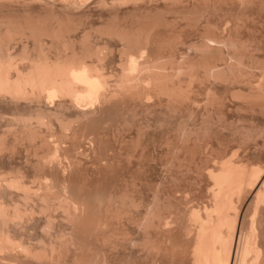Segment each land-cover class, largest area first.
Listing matches in <instances>:
<instances>
[{
	"label": "bare ground",
	"instance_id": "1",
	"mask_svg": "<svg viewBox=\"0 0 264 264\" xmlns=\"http://www.w3.org/2000/svg\"><path fill=\"white\" fill-rule=\"evenodd\" d=\"M5 1L20 2L24 5L21 8L25 11L32 4L38 5L41 11L44 9L46 13L53 8H58V12L61 10L62 13L64 10L84 5L86 7L87 3L109 5L111 8L128 4L136 9L142 5V10L145 9L144 6L152 7L157 3H162L166 8L172 5H183L185 8L187 5L188 9L192 8V11L188 10L190 12L188 16L194 18L190 17L188 20L186 13L181 14L185 16V19L184 16H181V19L185 20L184 23L189 21L188 26L191 28L197 27L199 17L202 19V16H206L205 8L212 11L217 4L232 5L234 14L232 13L230 17L232 24L226 20L223 26V28L227 26L229 30L226 31V35H231L232 32L231 40L226 36L229 43L225 42V39L228 40L225 37L220 39L225 30L219 34L218 28H222L217 26L219 21H216L217 27L210 21L211 25L212 23L214 25L213 31L209 21L206 22L205 19L204 21L211 27L203 25L205 22L201 21L199 22L202 24L201 28L197 27L200 30L192 28L197 30L196 34L201 37L198 38L200 42H197V38L194 39L196 43L190 40L192 45H188L189 39L188 41L186 39L187 42L184 39L187 34L184 37L178 35L173 37L171 34L170 38L169 36L164 38V34V40L157 41L163 39H157V34L161 37L162 27L166 28L164 25H167L166 22L164 24V20L160 22L163 18L162 16L159 18L160 15L157 13L158 16L152 15L154 13L150 16V13L147 15L144 11L145 14H142L145 16L137 14L135 20H129L130 23H125V26L106 25L100 31L109 34L115 40L117 50L115 65L114 68L111 67L109 74L104 71L102 65V49L96 50L86 43L84 30L80 31L81 40L75 49L59 38L62 35L57 32L56 25L62 20L52 17L53 15L51 19H44L42 16L43 19L28 20L29 17L28 19L23 17L24 21L21 20L19 23L0 20V104L7 105L5 106L9 107L7 109H13L12 113H9L10 118H7L9 117L7 115V119L3 117L5 114L0 113V160L10 153L14 154L17 149H23L27 161L24 160L31 164L30 169L33 168L34 171L30 173L29 179H26L28 176L25 178L18 173L20 170H17L18 172L15 170L18 174H14V171L13 174L0 171V264H138L141 258L145 260L144 264H264V136L260 128V132L253 128L255 133H252L247 127L245 129L242 125L238 126L240 121L245 119H248L249 123L255 119L264 121V116L259 115H264V67L256 70L257 67L253 66L255 70L253 68L249 72L250 68L247 69L246 65L247 63L252 65L256 61L252 62V59L256 57L251 58L247 55L249 56L247 58L245 53H251H249L252 51L251 43L247 49L245 46L248 44L244 45V40L239 41L243 34L240 29L243 30L244 27V30L247 28L248 31L250 24H257L256 20L264 13V0ZM209 6H212V9ZM202 7H205L204 10ZM193 8L197 11L202 9V12L198 11L201 15ZM196 12L199 17H195ZM260 23L258 26L263 28ZM252 26L249 31L252 32L254 29L256 31ZM229 28L232 29L231 32ZM210 30L214 36L217 33L215 38L220 40L214 39L209 33ZM261 31L263 32V29ZM258 33L259 30L256 35ZM194 36L197 37L195 34ZM261 36L260 39L263 38ZM191 47L195 51L192 52L193 55L194 53L201 55L200 61L195 54L200 62L187 63L184 60V63L183 57L178 53L176 54L180 57H177V60L180 58L181 60L175 59L173 55L175 51L180 49L191 51L189 50ZM221 47L225 48L226 52L232 49V55L225 52L228 58L232 56V63L231 59L227 60L229 63L226 61L231 65H227L226 69L232 67L231 80L226 79V75L222 76L221 70L216 66L217 63L210 62L214 59L211 58L214 50L219 51ZM255 47L253 49L256 50L261 46ZM160 50L168 53L164 55L166 58L160 57L163 56ZM182 50L180 52L184 53ZM208 53L212 55L209 56ZM169 54L173 55L174 60L172 57L169 58ZM204 54H208L209 63ZM243 55L252 61L247 60L244 64ZM202 56L206 62L202 60ZM221 60L224 61L222 66L225 68V58ZM241 66L246 68L248 73L242 71ZM221 69L223 70L222 67ZM253 70L257 73L256 76L252 73ZM224 79L225 83L222 82ZM213 82L214 85L216 82L225 85L232 82V91L227 90L232 99H228L238 106V110L259 115L236 116L234 122L237 126L233 129L229 127L232 126L231 120V125L230 123L228 125L231 128L228 131L230 142L226 144L225 140L224 145L221 141V145L216 143L218 149H215L212 143L203 142L207 141L203 140L204 132L207 130L203 129L204 126L210 121H217L219 125L221 119H224L217 113L216 116H209L219 107L217 103L220 105L224 100V97L223 100L221 96L217 97L219 89L215 90ZM228 94L226 96L229 97ZM21 101L23 104L20 106L18 103ZM196 108L198 109L195 110ZM199 109H203L200 114L205 112L206 116L199 115L198 118L190 114ZM155 113L161 115V119L167 117L165 119L168 122L175 124L172 132H169L172 134L162 141L163 148L160 146L164 149L161 152L163 157L158 154L162 157L158 159L165 169L162 170L166 171L170 181L167 183L173 187L172 190L169 188L168 192L174 200L173 204L168 201L171 198L167 199V203L162 199L163 202H160V197L156 194L159 190L157 188L154 193L151 192L152 198L148 201L146 199L145 202L141 199L143 197H139L142 194L139 192L138 196L134 188L138 183L137 171L150 167L156 157L148 155L146 150L149 143L145 145V141L141 142L145 130L141 126L144 121L140 123L142 119L140 121L139 119L153 116ZM183 113H187L185 114L187 116ZM117 116L121 118L119 119L124 126L118 122L120 120H117ZM127 116L131 117L130 121L139 122H134L137 128L133 134L126 136L121 135L123 130L132 126H129L132 122H127ZM194 117L197 118L195 124ZM112 121L113 124L116 122V125L120 124L118 127H122V130H118L121 133L118 132V127L115 129ZM145 121L150 122L148 119ZM102 124L109 127L101 134L98 128ZM106 131L113 133L110 138L113 142L107 140L109 137L104 134ZM202 134L204 137H199ZM202 144L206 145L204 151L199 148L203 147ZM185 159L193 160V164L195 163L191 177L195 178L193 182L197 184L196 187L202 185L204 187V191L199 190L201 187L196 190L200 191L198 195L191 189L187 190L179 181L180 176H183L180 169L188 164ZM183 161L187 162L184 166ZM118 166L123 168L120 174L121 181L115 184L112 179L110 181L108 175L109 184L106 183V179L103 178H107L105 177L107 174H114ZM189 166L188 164L187 167ZM88 167H91L95 174H101L95 182L101 179L106 186L96 187V183L91 186L94 182L92 179L89 180L90 178L88 180L92 183L84 178L72 179L75 172L77 175V172L81 173ZM187 167L186 169H189ZM159 168L161 170V167ZM142 172L141 170V174ZM147 173L149 175V172ZM177 179L179 184L176 182ZM162 180L163 184L165 181ZM109 181L112 182L111 185ZM146 187L148 188V185ZM148 193L150 195L149 191ZM131 253L136 260L129 257Z\"/></svg>",
	"mask_w": 264,
	"mask_h": 264
},
{
	"label": "rangeland",
	"instance_id": "2",
	"mask_svg": "<svg viewBox=\"0 0 264 264\" xmlns=\"http://www.w3.org/2000/svg\"><path fill=\"white\" fill-rule=\"evenodd\" d=\"M18 3V4H17ZM20 4V5H19ZM21 4L22 3H20V2H16L15 3V1H11V2H9V1H3V0H1L0 1V20L2 19V20H10L11 22H13V23H19V22H22V21H24L23 20V17H24V19L25 18H27V17H29V19L28 20H30V19H43L42 18V16L44 17V19H51L50 17L52 16V17H54V18H57V19H61L62 21L61 22H59L57 25H56V30H57V32L59 33V34H61L62 35V37H59V38H61V39H63L68 45H70V46H72L73 48H77L78 47V42L81 40V30H84L85 31V35H86V43L87 44H90L92 47H94L96 50H99V49H102V65H103V67H104V71L107 73V74H109L110 73V71L112 70V68H114V65H115V60H116V57H117V50H116V48H115V44H116V42H115V40L113 39V38H111L110 37V35L109 34H106L105 32L104 33H102L100 30L103 28V27H105L106 25H110V26H112L113 27V25H122V26H125L124 24L126 23L127 24V22H128V24L130 23L129 22V20L130 21H133V20H135L134 18H136V16H137V14H139V16H141V14L142 13H144V11H145V13H147V15H148V13H150L149 15L150 16H152V15H154V16H156L157 14H159L160 16H158L159 18L161 17V18H163L162 20H160V22L161 21H163L164 22V24H165V22H166V24L167 25H164V26H166V28H163L162 27V30L163 29H165V30H161V32H162V34H161V37H160V35H159V37H158V34H157V39L158 38H163L164 36V38H168V36H169V38L171 37V34H172V36L173 37H176V35H178V37H184V35L186 36V34L188 35V36H186V38L184 37V39H185V41H186V39H187V41H188V39H189V44L188 45H192V44H190V43H192L190 40H194V39H196L197 40V42H200V41H198L200 38H199V36H198V34H196V33H198V32H196L197 30H200V29H198L199 27L198 26H200V28H201V23H203V22H205L204 21V19L206 20V22H208L209 21V23H210V25H211V22H213L214 23V25L215 24H217L216 23V21L218 22V24H217V26L219 25L220 27L222 26V28H223V26H225L224 24H225V22H226V20H228V22L230 21V23L232 22L231 20V16L234 14V11H233V6L232 5H228V4H223V5H220V4H217V6L214 8V10L212 9V11L209 9V8H207V9H209V10H206V8H205V11H207V13H206V16H202V19L197 15V12L198 11H201L202 9L204 10V8L202 7V9H198V11H197V9L196 8H193V9H196V15H195V17L196 16H198L199 17V19H200V21H198V25H197V27H195L197 30H194L195 28L194 27H192V28H194V29H192L191 27H190V25L188 26V22L186 21V23H187V25H184V24H186V23H184L185 22V16L184 15H181V14H186V13H188L186 16H188L189 15V11H192V8H187V5H186V9L183 7V5H176V6H170V7H164L163 5H162V3H157V4H154V5H152V7H151V5H149V6H147L148 7V10L146 11V6H144V10H142L143 9V6L141 5V8H140V6L139 7H137V9L139 10H137L136 8H133L132 6H130V5H128V4H124V5H122V7H118V8H111L109 5H98V4H92V5H90V4H88L87 3V5H88V7H87V5H86V7H85V5L82 7H78V8H74V9H72V10H68V11H63L62 13L60 12L61 10H59V12H58V8L56 9V8H53L52 10H50V11H48L47 10V13H46V10L44 11V9H42V11H41V7H39L38 5H34V4H32L30 7L28 6L27 7V13H26V11L25 10H23V8H21V7H23L24 5L22 4V6H21ZM90 5V6H89ZM126 5H127V7H126ZM139 5V4H138ZM220 5V6H219ZM228 5V6H227ZM39 8H38V7ZM156 6V7H155ZM179 8H178V7ZM218 6H219V8H218ZM150 7V8H149ZM155 7V8H154ZM183 7V8H182ZM188 7H190V6H188ZM221 7V8H220ZM226 8V10H225V8ZM26 7H24V9H25ZM31 8V9H30ZM128 8V9H127ZM130 8H132V9H130ZM153 8V9H152ZM173 8V9H172ZM199 8V7H198ZM233 8V9H232ZM135 9V10H134ZM152 9V10H151ZM159 9V10H158ZM160 9L161 10H163V11H160ZM171 9V10H170ZM181 9H183V10H181ZM29 10V11H28ZM143 12H142V11ZM154 10V11H153ZM189 10V11H188ZM202 10V11H203ZM233 11V12H229V11ZM52 11H54L53 12V14H52ZM150 11V12H149ZM171 11V12H170ZM173 11V12H172ZM177 11H179V12H177ZM182 11V12H181ZM186 11V12H185ZM201 11V12H202ZM204 11V12H205ZM43 12H45L46 13V15H45V13H43ZM65 12V13H64ZM161 12V13H160ZM166 12V13H165ZM170 12V13H169ZM177 12V14L175 15V13ZM184 12V13H183ZM194 12H195V10H194ZM201 12L199 13L198 12V14H200L201 15ZM213 12V13H212ZM50 13V14H49ZM141 13V14H140ZM144 13V14H145ZM151 13H154V14H152L151 15ZM157 13V14H156ZM209 13V14H208ZM233 13V14H232ZM24 14H26L25 16H24ZM49 14V16H47ZM144 14H142V17L143 16H145ZM156 14V15H155ZM179 14V15H178ZM263 14L264 13H261L260 14V18H258V19H260L261 20V23H260V20H258L257 18V20H256V22H257V24L256 23H254V24H250V26L248 27L249 29H248V31H246L247 30V28H246V30H244L245 28L243 27V30L242 29H240V31H242L241 33H246V34H242L241 35V33H240V31H238V33L242 36V38H240V40L239 41H241V40H244L245 42V44L244 45H246V43L248 44V46L246 45L245 47L248 49V47H249V45H250V43H251V46H250V48H251V50L252 51H249V53L250 54H248V52L247 53H245V55L247 56V55H249L251 58H253V57H256V58H253L252 60H251V58L250 59H247V58H249V56H247V58H244V55H243V57H242V59L244 58L245 60H244V64H245V61H247V62H249V61H252V62H254L255 60V62L254 63H256V65L257 64H259V66L261 67V68H258L259 66L257 65H255L254 63L252 64V65H250L249 63H247V69L248 68H250L249 69V72H250V70L251 69H253L254 67L253 66H255V67H257V69L256 70H258V69H262V67H264V35H263V33H264V19L262 20V18H263ZM46 16V18H45V16ZM56 15V16H55ZM190 15H192V12H191V14ZM193 15H194V13H193ZM205 15V14H204ZM175 16H177V17H175ZM179 16V17H178ZM181 16L184 18H182L181 19ZM48 17V18H47ZM141 17V18H142ZM177 19H175V18ZM191 18H194V16L192 17V16H190ZM189 16L187 17L188 18V20H189V18H190ZM197 17V18H198ZM140 17H137V19H139ZM140 18V19H141ZM165 18V19H164ZM171 18H172V20H171ZM187 18H186V20H187ZM168 19V20H167ZM231 19V20H230ZM22 20V21H21ZM32 20V21H33ZM167 20V21H166ZM171 21V23H170V21ZM174 20H175V22H174ZM178 20H181L180 22L178 21ZM169 21V22H168ZM202 21V22H201ZM211 21V22H210ZM223 21V22H222ZM259 21V22H258ZM6 22H8V21H6ZM11 22H9V23H11ZM178 22V23H177ZM199 22H201V23H199ZM203 23V25L205 24H207V26L209 25V23ZM184 23V24H183ZM213 23H212V25H213ZM220 23V24H219ZM261 24V26H263V28L262 27H260V26H258V24ZM262 23H263V25H262ZM180 24H182V25H180ZM201 24V25H200ZM229 24V23H228ZM232 24V23H231ZM230 24V25H231ZM256 24V25H255ZM184 25V26H183ZM209 25V26H210ZM211 25V26H212ZM213 25V26H214ZM253 25V26H252ZM210 26V27H211ZM213 26H212V31L214 30V28H213ZM216 26V25H215ZM216 26V27H217ZM232 26V25H231ZM251 26L254 28H256V31H255V29H254V31H249L250 30V28H251ZM182 27H183V29H182ZM190 28V30L192 31H190L189 30V28ZM202 27H204V26H202ZM206 27V26H205ZM208 28V29H211V28ZM227 27V26H226ZM218 28V30H219V34L221 33V31L222 32H224L223 30H225V33H222V36H221V40H222V38H227L228 39V37H229V39L231 38L232 39V29H230V28H232V27H230L229 29H230V32H231V35L229 36L228 34L226 35V31H229L227 28ZM170 30H169V29ZM184 28H186V29H184ZM253 28H252V30H253ZM259 30V33L256 35V33H257V31ZM261 29H263V32L261 31ZM181 30V31H180ZM216 30V29H215ZM168 33H167V32ZM211 31V30H210ZM209 31V33L210 34H212L213 32L211 31L210 32ZM243 31H246V32H243ZM215 32H218V31H215ZM230 32H228V33H230ZM248 32H251V33H248ZM253 32H255L254 34H253ZM180 33H182V34H180ZM184 33V34H183ZM189 33V34H188ZM250 34V35H248V34ZM160 34V33H159ZM165 34V35H164ZM169 34V35H168ZM173 34H175V35H173ZM180 34V35H179ZM194 34L195 35H197V37L196 36H194ZM216 35H217V33H215ZM234 34V33H233ZM238 34V35H239ZM251 34H252V37H251ZM261 34L263 35V36H261ZM164 35V36H163ZM215 35V36H216ZM190 36V37H189ZM192 36H194V37H192ZM211 36V35H210ZM212 36H214V34H212ZM211 36V37H212ZM215 36H214V39H216V40H220V39H218L217 37L215 38ZM226 36H228V37H226ZM260 36L261 37H263V38H261L260 39ZM177 37V38H178ZM188 37V38H187ZM238 37V36H237ZM240 37V36H239ZM258 37V38H257ZM164 38L162 39V40H157V41H163L164 40ZM193 38V39H192ZM199 38V39H198ZM229 39L228 40H226L225 39V42L226 41H228V43H229ZM230 39V40H231ZM251 39H252V41H251ZM255 39V40H254ZM166 40V39H165ZM196 40H194V42L196 43ZM156 41V42H157ZM186 41V42H187ZM224 41V40H223ZM251 41V42H250ZM158 42V43H159ZM231 42V41H230ZM243 42V41H242ZM241 42V43H242ZM227 43V42H226ZM232 44V43H231ZM257 44V45H256ZM252 45H254V47L255 46H257V47H255V48H259L258 46H261L259 49H253L254 47L252 46ZM188 47V46H187ZM253 47V48H252ZM186 48V47H185ZM222 48V49H221ZM220 48V50L219 51H221V53H219V51H216V50H214V53H212L211 51H207V52H211L212 54H210V53H208L209 54V56H211V58L213 59H215V61H214V59H213V61L211 60L210 62L211 63H213V64H216V66L218 67V69H220L221 70V74H222V76L223 75H226L225 77H226V79H230L231 80V77H232V70H231V68L232 67H228L229 68V70H231L230 71V73H229V70L228 69H226L227 68V65H230V64H227V63H229L227 60H230L231 61V63H232V49L229 51L230 52V54H229V56H231L230 58H228L226 55H225V52H226V49L224 50L223 49V47H221ZM16 49V48H15ZM182 49H180V51H181ZM189 50H191V51H188L187 49H186V51L183 49L182 51H184V53H181L180 51H178L177 50V52L175 51H173L175 54H173V52H172V54L173 55H175L174 57H175V59L177 60L180 56H182L183 57V61L182 62H184V60H185V62L187 61V63H193V62H198L199 60L197 59V57H199V59H200V61H201V58H200V56H198V54L197 53H194V55H193V53L192 52H195L194 50H192V47L189 49ZM212 50V51H213ZM218 50V49H217ZM250 50V49H249ZM11 51H15V50H11ZM206 52V53H207ZM216 52V53H215ZM228 52V51H227ZM226 52V53H227ZM228 52V53H229ZM254 52V53H253ZM167 52L166 51H164L163 52V50L161 51L160 50V54H162L163 56H160V57H163V58H166V57H164V55L166 54ZM176 53H178V54H180V56L178 55V54H176ZM187 53V54H186ZM191 53V54H190ZM219 53V54H218ZM168 54V53H167ZM171 54V55H172ZM183 54V55H182ZM195 54L197 55V57L195 56ZM208 54L206 55V54H204L205 55V58H206V60L208 59L207 58V56H208ZM217 56H216V55ZM240 54V53H239ZM237 55L238 57H240V55ZM252 54H255V55H253L252 56ZM173 55L172 56H170V54H169V58H171L172 57V59L174 60V58H173ZM219 55V56H218ZM221 55V56H220ZM223 55H225V56H223ZM167 56V55H166ZM225 58V68L223 67L224 66V61H222L221 59H223L224 60V58ZM245 56V57H246ZM168 57V56H167ZM178 57V58H177ZM219 57H222V58H219V60H218V58ZM226 57L228 58V59H226ZM193 58V59H192ZM194 58H196V60L194 59ZM204 57L202 56V60L203 61H205L206 62V60H204L203 59ZM210 58V57H209ZM168 59V58H167ZM236 59H237V57H236ZM239 59V58H238ZM180 60H181V58H180ZM180 60H177V61H180ZM218 60V61H217ZM167 61H169V60H167ZM177 61H173V62H177ZM189 61V62H188ZM191 61H193V62H191ZM199 61V62H200ZM220 61H222L220 64L218 63V62H220ZM226 61H227V63H226ZM172 62V63H173ZM184 62V63H185ZM207 62L209 63V61L207 60ZM252 62H250V63H252ZM242 63H243V61H242ZM263 63V64H262ZM180 64H182V63H180ZM249 64V65H248ZM223 65V66H222ZM261 65H263V66H261ZM219 66H221L222 68H223V70H225V71H227V72H225V71H223L222 69H221V67L219 68ZM231 66V65H230ZM244 67H245V65H243ZM251 66V67H250ZM112 67V68H111ZM242 68V66H241V68H239L238 70H242V71H246L247 73H248V70L246 69V68ZM244 69V70H243ZM240 70V71H241ZM254 70H255V68H254ZM253 70V74H255V76L257 75V73L255 72ZM11 72V71H10ZM220 72V71H219ZM243 72V73H244ZM245 72V73H246ZM223 73H225V74H223ZM242 73V72H241ZM242 73V74H243ZM230 75V76H229ZM229 76V77H228ZM224 77V78H225ZM228 77V78H227ZM230 80H226V82H229ZM219 81H221V80H218V82ZM224 81V82H223ZM222 82L223 83H225V79L224 80H222ZM222 82H220V83H222ZM222 83V84H223ZM213 84V86H215V90H217V89H219L217 92H219V93H217V97H220V98H222L221 100H223V97H224V102L223 101H221L220 100V98L218 99V101L220 100L221 101V103L224 105H222L221 103H220V105H219V103H217V105L220 107H218L217 108V105H216V108H217V112L215 111V112H213V114L211 113V115H209V116H216L217 114H218V116H222V117H224V119L222 118H220L222 121L221 122H219V125H218V123H216L217 121H215L214 120V118L212 119V120H214L215 122H208L209 124V126L208 125H205L204 126V128L203 129H207L206 130V132H204V136H203V134H202V136H200L199 135V137H204L203 138V140H207V141H203V142H208L209 144L210 143H212L211 145H213V147L215 148V149H218V145L217 144H220V141H221V143L223 144L224 142H225V140H226V144L227 143H229L230 142V138L231 137H229V135H228V131H229V129H231V128H229V127H232V129H233V127L235 128L237 125H235V122L234 121H236V116H259V115H261V116H264L263 114H259L258 115V113H252V115L248 112H246L245 113V111H243L242 109H240V110H242V111H240V110H238L237 109V107L235 106V103L232 101H230L231 99H230V94H228V93H230V92H227V90L228 91H232V82H230V88H228L229 87V85L228 84H217V82H216V84L214 85V82L212 83ZM195 85H196V83H195ZM218 85V86H217ZM220 85H222V86H224V87H222V86H220ZM228 85V86H227ZM199 86V85H198ZM214 88V87H213ZM226 88V89H225ZM224 89H225V91H224ZM223 90V91H222ZM224 92H226V93H224ZM223 93H224V96H223ZM229 95V97L228 96H226V95ZM215 96H216V92H215ZM226 96V97H225ZM228 99V100H226V99ZM228 101H229V103H228ZM23 104V102L21 101V102H19L18 103V105H22ZM232 103H234V105L232 106ZM227 104V105H226ZM229 104V105H228ZM3 106H4V104H3ZM2 106V104H0V113H2V114H5L6 116H3V117H5L4 119H7V118H10V116H9V113L11 112L12 113V111H13V109H7V108H9V107H6L5 108V106H7V105H5L4 107ZM236 107V108H235ZM21 108V107H20ZM236 110V111H238V112H236V111H234V109ZM7 109V110H6ZM198 108H196L195 110H197ZM226 109V110H225ZM230 109V110H229ZM202 110L203 109H199V111H193V112H195V113H190L191 115L192 114H194L193 116H203V115H205V112L201 115L200 113H202ZM201 111V112H200ZM6 112L8 113V114H6ZM189 112H191V111H189ZM189 112H187V113H189ZM10 113V114H11ZM187 113H185V114H187ZM217 113V114H216ZM241 113H244V114H241ZM157 113H155L153 116H146L144 119L143 118H140L139 119V117H138V119H139V121H140V123L141 122H143L142 123V127H144V132H143V141L141 140V142H144L145 141V145H147V143H149L148 145V147H147V150L146 151H148L147 153H148V155L149 156H156V157H154V164L152 163L151 165H150V167H148V168H145V169H140V171H137L138 173H137V178H138V180L136 179V181H138V183H139V185H138V183L135 185V186H137V187H134L135 188V191L136 192H138V196H139V192H140V195L141 196H139V197H143V198H141V199H143V201H145V202H147L148 200H150L151 198H152V195L151 194H153L157 189H159V190H157V192H156V194L157 195H159V197H160V202H163L162 200H164L166 203H167V199H170L171 197L169 196V194H168V192H170V189L172 190V188L173 187H170V186H172V184H169L170 183V181H168L169 179L167 178V176H166V171H164L165 169L160 165V160H158L159 158H161L162 159V157H163V153H161L162 152V150H164V149H162L163 147L161 146L162 145V141L165 139V137H168L169 135H171L172 133H169V132H172V129H173V127H174V123H171L170 121L168 122L167 121V119H165V118H167V117H165L164 119H161L162 118V116L160 115L159 116V114H157ZM184 113H183V115L184 116H187V115H185ZM216 114V115H215ZM257 114V115H256ZM1 115V114H0ZM7 115L9 116V117H7ZM157 117H156V116ZM158 116H159V118H158ZM175 116H180V115H175ZM206 116V115H205ZM208 116V115H207ZM7 117V118H6ZM113 117V116H112ZM141 117V116H140ZM151 117V118H150ZM115 118V117H114ZM117 120H120L121 118L120 117H118L117 116ZM120 118V119H119ZM122 118H124V117H122ZM126 118H128V120H127V122L129 121V123L130 122H132L131 124H129V126H131V128L130 127H128V128H125L126 130H123V133L121 134V135H132L133 134V132L135 131V129L137 128V126H135V125H137V124H135V123H138L139 121H138V119L136 120V121H138V122H135V121H130L129 119L131 118V117H126ZM148 119V121H150L149 123H146L147 121H145V120H147ZM195 119V121H194V124H195V122H196V120H197V118L196 117H194ZM199 118V117H198ZM112 119V118H111ZM116 119V118H115ZM115 119H113V121H115ZM154 119H157V120H154ZM235 119V120H234ZM123 120V119H122ZM154 120V121H153ZM169 120V119H168ZM225 120V121H224ZM231 120H232V126H229L228 127V125H229V123L231 122ZM247 120V121H246ZM113 121H112V125L115 127V129L118 127V125H120V124H122L123 122L120 120V121H118L119 123H118V125H116V123L115 124H113ZM156 121V122H155ZM158 121H160V123H158L157 124V122ZM164 121H166V122H164ZM243 121H244V123H243ZM243 121H240V123H239V125L238 126H243L245 129H247L248 128V130H250V132H254L255 133V129H256V131L258 132H260V130H262L261 132H263V136H264V121H263V119H255L254 121H252V123L250 122L249 123V120L248 119H245V120H243ZM135 122V123H134ZM152 122H153V124H152ZM163 122V123H162ZM199 119H198V121H197V125H199ZM224 122H225V125H223L224 124ZM110 123H111V121H110ZM134 123V124H133ZM145 123L147 124V125H145ZM171 123V124H170ZM190 123V122H189ZM214 123V124H213ZM256 123V124H255ZM191 124V123H190ZM190 124H189V126H190ZM210 124H211V126H210ZM100 125V124H99ZM106 125V124H105ZM108 125H109V123H108ZM123 125V124H122ZM126 125H127V123H126ZM133 125H134V127H133ZM145 125V126H144ZM162 125V126H161ZM197 125L195 126V127H197ZM213 125H215V126H213ZM230 125H231V123H230ZM246 125V126H245ZM251 127V128H249V126ZM255 125V126H254ZM111 126V125H110ZM124 126V125H123ZM155 126V127H154ZM158 126L160 127V128H158ZM191 126H194V125H192L191 124ZM191 126H190V128H191ZM218 126V127H217ZM109 126H107V127H104V125L102 124V126L100 127V128H98V130H100L101 131V134H102V132H104V129H106V130H108L107 128H108ZM113 127V128H114ZM126 127V126H125ZM146 127V128H145ZM162 127V128H161ZM208 127V128H207ZM224 127V128H223ZM227 127H228V130H226L227 129ZM247 127V128H246ZM111 128H112V126H111ZM111 128L109 129L110 130V132L112 131L111 130ZM194 128V127H193ZM198 128V127H197ZM217 128V129H216ZM221 128H223V130L221 129ZM243 128V129H244ZM253 128H254V130H253ZM259 128H260V130H259ZM88 129V128H87ZM122 130V127L121 128H117V130ZM127 129H129V130H127ZM216 129V130H215ZM219 129V130H218ZM119 130H118V132H119ZM191 130H193L192 128H191ZM225 130V131H224ZM247 130V131H248ZM113 131H115L114 129H113ZM124 131L127 133V134H125L124 133ZM167 131V133L165 134V132ZM219 131V132H218ZM227 131V132H226ZM233 131V130H232ZM109 131H106L104 134H106L107 135V137H109V138H107L106 136H103V135H101V137H106L107 138V140H109V141H111L112 139H110L111 138V136H112V134L109 132ZM194 132V131H193ZM202 132V133H203ZM119 133H121V131L119 132ZM163 133V134H162ZM110 134V135H109ZM109 135V136H108ZM117 135H118V133H117ZM162 135H164V136H162ZM166 135V136H165ZM216 135H217V137H216ZM161 136V137H160ZM212 136V137H211ZM226 136V137H225ZM125 137V136H124ZM211 137V138H210ZM160 138V139H159ZM211 140H210V139ZM224 138V139H223ZM162 139V140H161ZM160 140V141H159ZM202 140V139H201ZM217 140V141H216ZM147 141V142H146ZM229 141V142H228ZM111 142H113V141H111ZM110 142V144L112 145V146H114L113 145V143H111ZM202 142V141H201ZM219 142V143H218ZM159 143V144H158ZM208 143H205V144H208ZM214 143V144H213ZM217 143V144H216ZM152 144V145H151ZM155 145V146H154ZM158 145V146H157ZM203 145V144H202ZM221 145V144H220ZM224 145V144H223ZM151 146V147H150ZM158 148H157V147ZM162 148H161V147ZM218 146V147H217ZM156 147V148H155ZM160 147V148H159ZM205 147H206V145L204 146L203 145V147H199V148H202L203 149V151H204V149H205ZM150 149V150H149ZM152 149H153V151H152ZM159 149V150H158ZM202 149H201V151H202ZM151 151V152H150ZM158 151V152H157ZM159 151H160V153H159ZM153 152H155V153H153ZM150 153V154H149ZM25 152H23V149H17L16 151H14V154L13 153H10L9 155H6L7 156V158H6V156L5 157H3V158H1L2 160H0V171H2V172H6V173H10V174H13L12 173V171H14V174L16 173V172H18L19 170L21 171H19L18 173H20L22 176L24 175L25 176V178L26 179H29L30 178V175L34 172L33 171V168H31L30 169V165L31 164H29V163H27L26 161H27V159H25ZM158 154H159V156H162V157H159L158 156ZM202 154V153H201ZM11 155V156H10ZM12 156H14L13 158H12ZM18 158V160H20V161H18L17 160V158ZM198 157V156H197ZM21 158V159H20ZM155 158H157V159H155ZM9 159V160H8ZM26 161H25V160ZM187 162H188V164L190 165L189 167H187V165L188 164H186L187 162L186 161H183V166L181 165V167H183V169L181 168L180 170H182L183 172H181V171H179V172H181L182 174H183V176H184V174H185V176L183 177H181L180 175H179V173L177 174V178H179L178 177V175L180 176V182H181V184L183 185V187H185L187 190H192L193 191V193H195L196 192V194L198 195L199 193H200V191L199 190H203L204 189V187H203V185L202 186H197L196 187V185L197 184H195V182H193L194 180H195V178L193 179V177H191V176H193L192 175V173H193V170H194V166H195V163L193 164V160L192 161H190V160H188V159H185ZM4 161V162H3ZM9 161V162H8ZM13 161V162H12ZM23 161V162H22ZM189 162H191V163H189ZM14 163V164H13ZM25 163H26V165H25ZM192 164V165H191ZM3 165V166H2ZM8 165H9V167H8ZM15 165V166H14ZM160 165V166H159ZM9 169H8V168ZM16 169H15V168ZM117 167V166H116ZM152 167V169H150ZM159 167H161V170H160V168ZM186 167L187 168H189V169H186ZM6 168V169H5ZM27 168H29V169H27ZM158 168V169H157ZM122 169L123 168H120L119 166H118V168H116V170H115V168H114V170L116 171H114L115 173L114 174H107L105 177H107L108 175H109V177H110V181H111V179H112V182L113 181H115L116 183L115 184H118L121 180H120V174H121V171H122ZM162 169H164V170H162ZM189 170V171H186V170ZM6 170V171H5ZM15 170H16V172H15ZM18 170V171H17ZM141 170L143 171L142 173L143 174H141ZM192 170V171H191ZM126 171V170H125ZM184 171H186V173L184 172ZM87 172V173H86ZM90 172V173H89ZM124 172V171H123ZM145 172V173H144ZM147 172H149V175H148V173ZM160 172V173H159ZM163 172H165L164 173V175L162 174ZM18 173H16V174H18ZM31 173V174H30ZM140 173V174H139ZM27 174V175H26ZM75 175L73 176L72 175V179H74V178H76V179H81V178H84V179H87V181L88 182H91L92 183V181L94 182V183H92V185L91 186H93V185H95V183H96V187L98 186V187H103V185L104 186H106V183H108L107 182V180H109V178L107 177V178H103V179H106V183L105 182H101V179L100 180H98L99 181V183H98V181H96L95 182V180L96 179H99V176L101 175H97V174H95L93 171H92V169H91V167H88V169L86 168V170L84 171V170H82V172L80 173V172H77V175H76V172L74 173ZM84 174V175H83ZM86 174H88V175H86ZM117 174H118V176H117ZM124 174V173H123ZM90 175H92V176H90ZM93 175H95V177L93 176ZM116 175V176H115ZM148 175V176H147ZM78 176V177H77ZM81 176V177H80ZM87 176V177H86ZM97 176V177H96ZM140 176V177H139ZM145 176H146V178H145ZM166 179H164L163 177ZM102 177V176H101ZM100 177V178H101ZM143 177V178H142ZM186 177V178H185ZM191 177V178H190ZM90 178V179H89ZM162 178L164 179V181L162 180ZM183 180H182V179ZM91 180L92 179V181H89V180ZM119 179V180H118ZM144 179H146L145 180V182L147 181V180H149V182L147 181V183L146 184H144L145 182H143V180ZM157 179V180H156ZM193 179V180H192ZM160 180V181H159ZM161 180L164 182L163 184H162V182H161ZM182 180V181H181ZM103 181V180H102ZM109 181V182H110ZM141 181V182H140ZM167 181L169 182V183H167ZM185 181V182H184ZM112 182H110V185H111V183ZM157 182H159L160 183V186H158L159 185V183H157ZM177 184H179V182H178V179H177ZM175 182V183H176ZM182 182H184V183H182ZM167 183V185H165ZM194 183V184H193ZM101 184V185H100ZM109 184V183H108ZM181 184L179 185V186H181ZM113 185H114V183H113ZM144 185V186H143ZM148 185V188L146 187ZM151 185H153L152 187H151ZM156 187H155V186ZM164 185V186H163ZM195 185V187H193ZM167 187V189H165L166 187ZM174 186V185H173ZM101 187V188H102ZM199 187H201L200 189H199ZM136 188H138V189H136ZM141 188H143V189H141ZM144 188H145V192H143L144 191ZM149 188H150V190H149ZM155 188H157V189H155ZM170 188V189H169ZM146 189H148V190H146ZM169 189V190H168ZM197 189H199L198 191H196ZM155 190V191H154ZM148 191L150 192V195H148L149 193H148ZM159 191V192H158ZM167 193H166V192ZM192 191H190L191 193H192ZM195 191V192H194ZM204 191V190H203ZM151 192H153V193H151ZM163 192V193H162ZM143 193H145V194H143ZM192 193V194H193ZM166 194H168V197H167V195ZM148 196V197H147ZM163 196V197H162ZM147 197V198H146ZM165 197V198H164ZM149 198V199H148ZM164 198V199H163ZM146 199H147V201H146ZM162 199V200H161ZM168 201H170V203H172L173 204V199L171 198L170 200H168ZM164 202V203H165ZM165 203V204H166ZM161 204V203H160ZM33 236H35V235H33ZM136 256V255H135ZM131 259H133L134 257L132 256V253H131V255L129 256ZM138 257V256H137ZM135 260H136V258H134ZM138 259V258H137ZM139 259H140V257H139ZM135 260H133V262H135ZM139 261V260H138ZM138 261H136L137 263H138ZM145 260L143 259V258H141V260L139 261V263L140 264H144V263H146V262H144ZM142 262V263H141ZM144 262V263H143ZM138 263V264H139Z\"/></svg>",
	"mask_w": 264,
	"mask_h": 264
}]
</instances>
